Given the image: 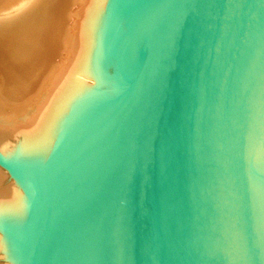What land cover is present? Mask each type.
Wrapping results in <instances>:
<instances>
[{
    "label": "water",
    "instance_id": "95a60500",
    "mask_svg": "<svg viewBox=\"0 0 264 264\" xmlns=\"http://www.w3.org/2000/svg\"><path fill=\"white\" fill-rule=\"evenodd\" d=\"M0 163L12 264H264V0H104Z\"/></svg>",
    "mask_w": 264,
    "mask_h": 264
},
{
    "label": "bare ground",
    "instance_id": "6f19581e",
    "mask_svg": "<svg viewBox=\"0 0 264 264\" xmlns=\"http://www.w3.org/2000/svg\"><path fill=\"white\" fill-rule=\"evenodd\" d=\"M19 2L0 0V12ZM103 2L30 0L21 15L0 19V159L7 166L35 144ZM0 251L12 264L1 240Z\"/></svg>",
    "mask_w": 264,
    "mask_h": 264
},
{
    "label": "clouds",
    "instance_id": "9594fccd",
    "mask_svg": "<svg viewBox=\"0 0 264 264\" xmlns=\"http://www.w3.org/2000/svg\"><path fill=\"white\" fill-rule=\"evenodd\" d=\"M29 2L30 0H20V2L13 6L11 9L0 12V19H11L15 16L21 15L24 11L27 10Z\"/></svg>",
    "mask_w": 264,
    "mask_h": 264
},
{
    "label": "rangeland",
    "instance_id": "374dc122",
    "mask_svg": "<svg viewBox=\"0 0 264 264\" xmlns=\"http://www.w3.org/2000/svg\"><path fill=\"white\" fill-rule=\"evenodd\" d=\"M16 144V143H15ZM1 166V165H0ZM2 167V166H1ZM5 171H8V169H5L4 167H2ZM0 264H8L7 259L4 257V255L2 254V252L0 251Z\"/></svg>",
    "mask_w": 264,
    "mask_h": 264
}]
</instances>
